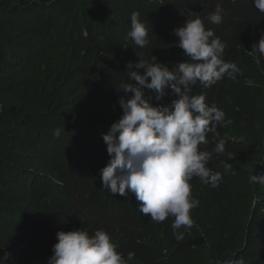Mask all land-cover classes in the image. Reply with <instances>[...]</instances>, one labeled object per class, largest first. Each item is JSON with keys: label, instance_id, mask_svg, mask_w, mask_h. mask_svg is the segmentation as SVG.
<instances>
[{"label": "trees", "instance_id": "1", "mask_svg": "<svg viewBox=\"0 0 264 264\" xmlns=\"http://www.w3.org/2000/svg\"><path fill=\"white\" fill-rule=\"evenodd\" d=\"M218 2L224 60L240 72L208 88L197 83L190 95L205 94L233 123L218 126L225 150L207 165L223 179L216 188L190 181L200 204L177 241L173 217L153 222L134 193L103 188L110 156L102 134L123 114L120 97L132 95L117 90L135 83L126 64L152 55L170 70L188 62L173 30L197 16L209 29ZM133 12L149 29L144 48L128 36ZM262 35L253 0H0V264H48L57 232L81 227L105 230L126 260L134 253L128 264H264V185L249 181L264 172V54L253 48ZM166 91L157 101L146 89L145 98L168 105L178 97ZM206 138L199 148L212 152L213 134Z\"/></svg>", "mask_w": 264, "mask_h": 264}, {"label": "clouds", "instance_id": "2", "mask_svg": "<svg viewBox=\"0 0 264 264\" xmlns=\"http://www.w3.org/2000/svg\"><path fill=\"white\" fill-rule=\"evenodd\" d=\"M253 3L264 13V0ZM130 19L128 36L137 47H146L150 43L149 29L138 12H133ZM206 19L212 23L209 29L197 16L173 30L179 38L177 46L190 58L188 62H180L170 70L152 55L151 60L126 64L128 77L135 83H121L117 90L132 95L128 99L120 97L118 103L123 114L102 134L110 156L108 164L100 170L103 188L121 196L134 193L140 202L138 211L150 216L153 222L162 223L173 217L171 227L177 241L183 240L185 232L194 226L191 210L200 204L192 196L190 181L198 177L216 188L223 179L220 172H213L207 165L213 152L220 154L225 150L223 139L216 142L218 126L233 123L214 102L206 103L205 94L190 95L191 86L199 83L208 88L225 76L235 81L240 72L234 62L224 60L227 43L214 36L224 19V8L219 2ZM122 47L129 48L127 43ZM253 48L264 54V35ZM146 89L155 94L157 101L168 94L166 89H171L178 98L168 105L153 106L152 98H145ZM209 133L215 143L212 152L199 148L209 143L206 138ZM53 135L59 138L61 130L56 129ZM221 164L225 170L232 168L225 161ZM249 181L264 185V172L250 174ZM57 240L48 264H128L134 257V253H129L126 260L103 229L92 235L83 227L61 230L57 232ZM224 264H247V261L241 257Z\"/></svg>", "mask_w": 264, "mask_h": 264}, {"label": "bare ground", "instance_id": "3", "mask_svg": "<svg viewBox=\"0 0 264 264\" xmlns=\"http://www.w3.org/2000/svg\"><path fill=\"white\" fill-rule=\"evenodd\" d=\"M220 28H221V26L216 29V31L214 32V36L215 37H219L222 42H225L226 43L225 38L218 32V30Z\"/></svg>", "mask_w": 264, "mask_h": 264}]
</instances>
